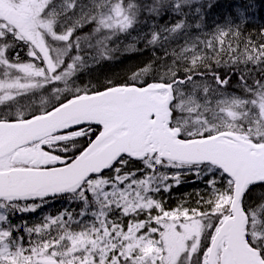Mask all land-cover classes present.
Returning a JSON list of instances; mask_svg holds the SVG:
<instances>
[{
  "label": "snow or ice",
  "instance_id": "snow-or-ice-1",
  "mask_svg": "<svg viewBox=\"0 0 264 264\" xmlns=\"http://www.w3.org/2000/svg\"><path fill=\"white\" fill-rule=\"evenodd\" d=\"M205 7L0 0V264H264V29ZM125 40L153 56L77 83ZM189 175L204 189L169 206Z\"/></svg>",
  "mask_w": 264,
  "mask_h": 264
},
{
  "label": "trees",
  "instance_id": "trees-1",
  "mask_svg": "<svg viewBox=\"0 0 264 264\" xmlns=\"http://www.w3.org/2000/svg\"><path fill=\"white\" fill-rule=\"evenodd\" d=\"M202 2L206 5L209 0H202ZM210 2L213 4V7L210 9L205 7L204 9L207 29H211L216 24L223 25L229 13L234 15L236 7L241 6L247 8V22L246 25L243 26L245 33H250L259 38V32L264 29V0H210ZM248 5H251V7H247ZM189 15L194 18V10L190 12ZM174 18V14H165L163 19L158 20V23H170ZM128 42V40L123 41L121 44V50L115 53V59L111 61H101L99 65H95L94 68L88 70L89 72L85 71L81 74V80L85 78L83 81L96 83L98 81L103 82L106 79H111L119 82L128 79L134 71L143 67L153 56V52L150 49H146L143 42L137 45L140 49L139 51H125L124 45ZM198 189L203 190L204 184L197 181L194 176L189 175L184 177V183L178 187H174L170 194H163V198L169 206L175 207L179 201L190 195L192 196V199H195L193 194ZM75 207L76 205L69 204L61 199L52 202L50 206L45 207L42 211L36 214L18 213L14 217V222L21 223L22 221H27L33 223L37 221L40 216L45 214H55L65 208L71 209Z\"/></svg>",
  "mask_w": 264,
  "mask_h": 264
},
{
  "label": "rangeland",
  "instance_id": "rangeland-1",
  "mask_svg": "<svg viewBox=\"0 0 264 264\" xmlns=\"http://www.w3.org/2000/svg\"><path fill=\"white\" fill-rule=\"evenodd\" d=\"M94 67H95V65H93V66L91 67V69L94 68ZM87 72H89V71L87 70ZM83 80H85V78L81 80V77H80V81H78L77 83H79L81 86H84V85L90 83V82H88V81H83ZM233 80H234V77H233ZM81 81H82V83H81ZM102 81H103V80H102ZM104 81H105V80H104ZM104 81H103V82H104ZM233 83H235V80L233 81Z\"/></svg>",
  "mask_w": 264,
  "mask_h": 264
},
{
  "label": "flooded vegetation",
  "instance_id": "flooded-vegetation-1",
  "mask_svg": "<svg viewBox=\"0 0 264 264\" xmlns=\"http://www.w3.org/2000/svg\"><path fill=\"white\" fill-rule=\"evenodd\" d=\"M20 54H21V57H24L25 56V53L24 52H21Z\"/></svg>",
  "mask_w": 264,
  "mask_h": 264
},
{
  "label": "bare ground",
  "instance_id": "bare-ground-1",
  "mask_svg": "<svg viewBox=\"0 0 264 264\" xmlns=\"http://www.w3.org/2000/svg\"><path fill=\"white\" fill-rule=\"evenodd\" d=\"M255 1V0H254ZM221 14V13H220ZM227 14V13H226Z\"/></svg>",
  "mask_w": 264,
  "mask_h": 264
}]
</instances>
